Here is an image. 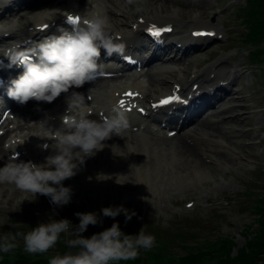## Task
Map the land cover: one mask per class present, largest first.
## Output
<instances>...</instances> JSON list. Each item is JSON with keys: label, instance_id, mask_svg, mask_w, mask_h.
<instances>
[{"label": "rangeland", "instance_id": "1", "mask_svg": "<svg viewBox=\"0 0 264 264\" xmlns=\"http://www.w3.org/2000/svg\"><path fill=\"white\" fill-rule=\"evenodd\" d=\"M226 1L217 0L214 8L213 0H136L135 3L129 4L128 1L126 3L128 5L126 10H129L128 13H131V17L135 16L139 11H150L151 8L161 12L165 10L164 7L166 6L167 9L174 10L181 20L187 15L194 16L203 12V17H206L207 14L214 12L222 20L224 19L230 24L231 30L225 28L227 34L225 40L215 42L203 52L190 54L188 57L181 58L179 62H174L172 68L175 75L178 72L182 73L184 69H191L196 64L193 63L194 61L199 60L198 63H203L204 60L219 55L225 57L233 66V63L227 57L230 54L233 56L237 54L233 61L234 64L238 63L244 67L252 68V70H243V76L235 81L232 86L238 90L234 95L236 101L223 104L221 110L215 114L216 118L220 119L222 123H220V129H215L213 134L220 137L228 145V148L221 146L219 149L213 146L211 151L213 157L210 164L202 157V154L199 155L196 162L192 163V165L200 164L201 167L209 169L211 174L209 179L201 180L199 183L193 182L202 200L205 196L209 197L206 202L201 201L205 207L199 206L190 212H171L173 204L179 203L186 198L197 196L196 194H186V191L190 189L191 183L173 177V173L175 174L177 169H179V163L173 162L168 168H164L168 173L164 175L159 173L156 177L153 176L154 179L150 183L146 182V191L143 193H140L138 187L132 182L136 176L130 173H123V178L132 179L130 183L127 182V185L120 180L119 188L110 183L109 187H105L107 190L100 188L99 192H97L95 187V192H86L83 199L78 198V193L80 192L78 186L73 187L67 184L65 180L63 182L64 185L70 186L72 189L71 200L67 205L57 207L61 211L62 216L71 221L73 227L79 223V218L75 215L76 212L94 211L100 215L102 223L88 226L87 229L92 234L110 227L114 222H118L121 228V214L113 219L104 217L100 210L107 206L123 205L127 209L136 212V215L131 219L135 223V232L132 235H135L136 232L139 233L142 227H144L146 234L153 235L154 231L157 233H161L162 230L166 231L169 238L173 240L170 245L174 243L173 252L171 251L174 255L182 253L183 250L178 244H175L182 242V240L195 245L196 243L212 241L217 237L227 236L233 238L235 243L232 255L235 254L238 247L245 243L248 233L255 228L254 212L249 207V199H253V197L250 198L251 195L249 196V193H264V182L260 178L264 171V109L260 107L264 105V81L261 78L262 75H259V72L254 69L253 64L255 63L251 64L246 56L245 51L247 49L242 45V37L238 36L234 42L230 40L228 31L235 32L239 29V25L228 18L230 13L233 12L235 15L237 11L232 10L229 11V14H226L228 10L225 7ZM203 2L207 3V7L203 9L195 8L196 5ZM243 2L244 0L240 3ZM31 9V7H25L14 16L15 19L21 20ZM11 19V15L4 13L0 21L5 22ZM261 58L263 59L261 67H264V56H261ZM241 96L243 97L240 101L241 106H234L236 103L233 102H239L238 98ZM217 103L221 102L217 101ZM226 107H230V110H227ZM242 110L243 118H238L234 121L235 115L242 113L240 112ZM245 115L249 116L247 122L242 121L245 119ZM196 128L197 126L193 127L194 130ZM201 132L204 133L206 131H200L199 133ZM224 132L231 136L230 141H226L222 136ZM176 140V137L172 139L173 147ZM162 152L167 154L168 150H163ZM175 152L177 153V151ZM237 154L242 155L243 158L238 159ZM148 156L152 160L155 159L151 153ZM175 157L183 160L181 162H183L184 166H181V168L189 167L190 164L185 161L186 156L182 157L179 154L175 155ZM226 158L227 162L225 161ZM157 164L160 166H157ZM163 164V162L155 163V166L158 169H163ZM225 165L227 166L226 168L224 167ZM248 165H253L254 169H247ZM118 166L123 170L132 169L130 164L128 165L126 162L119 163ZM104 167L109 169L110 163L107 164V167ZM146 176H148V173H146ZM146 179H149V177ZM105 191L107 195L104 194ZM24 195L12 185L0 184V236L14 233V229L22 224L31 223V225L37 226L40 222L56 219L50 214L47 204L39 194H37V198L34 201L25 200L19 205V201ZM27 198L33 199L31 195ZM142 200H145V203L142 204ZM223 200L229 202L228 206L222 204ZM70 232L71 229L68 234L62 233L60 241L66 240L65 237L68 238ZM19 243L23 244L22 241H19ZM70 251H74V249H70ZM47 254H52V256L60 254L57 245L49 250Z\"/></svg>", "mask_w": 264, "mask_h": 264}, {"label": "clouds", "instance_id": "2", "mask_svg": "<svg viewBox=\"0 0 264 264\" xmlns=\"http://www.w3.org/2000/svg\"><path fill=\"white\" fill-rule=\"evenodd\" d=\"M133 2L128 0L129 4ZM109 29L106 16L93 14L85 17L82 23L74 24L71 31L62 29L59 35H51L29 50L5 55L10 65L24 69L11 80L8 97L20 104L29 100L52 103L62 93L68 94L70 89L92 81L99 67L101 49L109 57L123 54V45L113 42ZM83 99L81 93L72 91L71 96H66L68 115L60 117V127L54 129L45 125L47 133L40 137L53 142L50 145L53 154L40 163L17 160L16 154L0 167V184L12 185L25 194L19 205L25 200L34 201L37 194L50 198V203L58 207L67 205L72 189L63 182L77 175L87 159L103 150L105 141L113 136L124 137L123 131L128 123L122 111L116 109L110 117L91 119L90 110L83 106ZM102 176L98 174L97 179L102 180ZM29 195L33 199H28ZM100 212L113 219L123 214L125 222L136 215L134 210L123 205L103 207ZM75 215L79 218L75 227L67 218L49 219L31 227L30 231L0 236V253L13 252L22 241L24 252L46 255L56 247L61 234L70 229L72 238L67 241V247L75 251L48 257V264H129L139 257L141 249L150 250L155 246V236L146 234L144 227L138 234H125L118 222L85 237L82 233L89 225L102 223L100 215L94 211L76 212Z\"/></svg>", "mask_w": 264, "mask_h": 264}, {"label": "bare ground", "instance_id": "3", "mask_svg": "<svg viewBox=\"0 0 264 264\" xmlns=\"http://www.w3.org/2000/svg\"><path fill=\"white\" fill-rule=\"evenodd\" d=\"M31 1V0H30ZM127 2V0H126ZM136 1L134 0V3ZM42 3H46V1H41V0H37V1H31V6H32V10L30 12L27 13L26 16H23L21 18V20L25 21L27 24H31L34 21H40V20H46L49 19L52 16V12L55 11L53 10V6H51L50 3H46L43 6H40V4ZM77 3L79 5V9L82 7L83 9L81 11H85L82 12V14H87L89 11H93V12H97L98 14L100 13L101 15H105L104 10L105 7H113V6H123L124 9H126V4L124 0H91V3H87V1L85 0H77ZM161 3V2H160ZM108 4V6H106ZM95 8L92 10H86L85 7H91L94 6ZM68 6H70L69 3H67V0L64 1V5L62 7V9L67 8ZM207 7V3L203 2L200 3L198 5L195 6V8L197 9H203ZM161 9H163L161 7ZM165 10H162L161 12H159L158 10L151 8L149 12L146 11L145 15L147 16H152L154 19L157 20H170V21H174L176 24H179L180 26H185V27H191L194 25H199V24H203L205 22H202L201 16L203 14L200 13L198 15H194V16H189L187 15L184 20H181L179 18V16L177 15V13L174 10L171 9H167L166 6L164 7ZM99 11V12H98ZM126 12H128L126 10ZM166 13L165 15H163V13ZM99 14V15H100ZM109 14V13H107ZM110 15V14H109ZM110 27L113 28H120L122 27L121 24L119 22H114V23H109ZM124 27V26H123ZM126 30H128L126 28ZM222 68H227L229 67V65L225 62H223L221 64ZM159 69V68H156ZM168 67H164L162 69H160V74L159 76L162 75V73L167 72ZM171 71V68H169L168 72ZM231 71H229L230 74ZM169 77V76H168ZM228 77V76H227ZM227 77H223L221 79H227ZM151 82L149 84V90L153 91L155 89V80L153 77H151ZM154 80V81H153ZM155 83V85L153 84ZM160 90V88H158ZM72 91H78V88H72L69 90L68 94H71ZM224 93L227 92V90H222ZM64 95H66L65 93H62L57 99L63 97ZM216 96V95H215ZM56 99V100H57ZM243 99V97H239L238 101L240 102ZM55 100V101H56ZM35 101V100H34ZM52 102L53 103H55ZM33 102V101H32ZM32 102H28L26 104L27 107H32L33 108V112L35 110H41L43 108L46 107V105L51 104V103H46V102H35L34 104H32ZM238 106H241L240 103H237ZM233 110H235L232 107ZM227 111V110H226ZM242 113L240 114H236L235 115V119L234 121H236L238 118H243V110L240 111ZM245 119L242 120L243 122H247V120H249V116L245 115ZM227 120V119H226ZM220 121H218V119L216 118L215 114L210 115L208 118H206L204 121L201 122V124L198 126V128L196 129V131H194L193 136L195 137V141H200V142H208L210 140H214L217 139L218 136L214 135V130L215 129H220ZM206 131V132H197V131ZM210 130V131H209ZM226 141H230L231 140V136H228L227 133H223L222 135ZM120 137L117 136H113L111 139L105 141L104 143L106 144L105 148L103 150H101L100 154L99 152L92 158H89L86 160L85 165L82 167V169L78 172L77 175H75L74 177L67 179L66 182L67 184L72 185L73 187H77L78 189L81 188H86L88 186L92 187V181L94 182V178L96 177V180L98 181V188H99V184H100V179H97L98 174H103L104 176L100 177L102 179V183L105 184V187H109L110 183L114 184L116 187H120V177H124L123 173H130V174H134L136 176L135 181L136 183H134L140 193L145 192V184L147 182L146 180V172L149 171L150 175H153L156 177V175H158L159 173H168L167 171H165L164 169H158L155 166V163H159V162H164V163H169L170 165L174 163H179V167L180 166H184V164H182L183 160H180L179 158L175 157V155H182L186 156V162L189 163V167H185L184 171L180 174L178 173H173V177L176 179H182L184 182H189L191 183V185H194L193 182L196 181L197 183H199V181L201 180H205V179H209L211 178V174L209 169L207 168H203L201 167L200 164H195L192 165V163L196 162V160L199 158V155H201V150H199L197 147H193L190 144H188L185 140H183V138L179 137L177 138V140L174 142V147L173 145H170V154L167 155H160V154H153L155 157V161L152 160L148 154H147V150H145L146 148L142 147V149H139L135 146V142H134V138L132 136L126 137V142L125 144L127 145V149L124 147L122 143L119 140ZM173 139V138H172ZM171 140L169 139V142ZM177 151V153L175 152ZM119 154V155H116ZM3 153V150L0 146V154ZM205 154V153H204ZM122 155V156H120ZM128 157V160H127ZM44 160L42 159L43 162ZM126 161H129L130 163H132L134 165V170L135 172H132L131 170H123L120 169L118 167L119 163H124ZM225 161L227 162V158L225 159ZM39 161H36V163H40ZM110 163V169H105L104 166L106 164ZM5 163H1L0 161V167H3ZM99 164H101V168L99 167ZM112 166V167H111ZM129 178H125V180L128 181ZM154 178L152 177L151 179H149V183L151 180H153ZM117 180V182H116ZM159 183V182H158ZM180 186H182L181 184H178ZM190 185V184H189ZM190 185V186H191ZM107 190V189H105Z\"/></svg>", "mask_w": 264, "mask_h": 264}, {"label": "trees", "instance_id": "4", "mask_svg": "<svg viewBox=\"0 0 264 264\" xmlns=\"http://www.w3.org/2000/svg\"><path fill=\"white\" fill-rule=\"evenodd\" d=\"M235 18L243 26L245 31L242 34L246 36L247 42L254 46L255 58L264 56V0H247L245 5L237 9ZM251 197L253 199H249V207L256 215V227L244 245L238 248L236 255L230 254L234 242L228 237L221 236L195 245L182 240L183 251L177 255L171 253L170 239L157 237L152 249L147 250L143 256L140 254L129 264H264V193L251 192ZM82 235L90 237L83 233ZM57 247L60 254L66 252L62 241L57 242ZM0 256L3 257L0 264H48V257L52 254L32 255L19 246L13 252Z\"/></svg>", "mask_w": 264, "mask_h": 264}, {"label": "snow or ice", "instance_id": "5", "mask_svg": "<svg viewBox=\"0 0 264 264\" xmlns=\"http://www.w3.org/2000/svg\"><path fill=\"white\" fill-rule=\"evenodd\" d=\"M67 20L72 25L80 23V17L69 16V17H67ZM43 27L47 28L48 25H44ZM145 31H147L148 34H150L152 37L159 38L162 35V33L170 32L171 28L170 27H156L155 25H151L148 28H146ZM193 35L194 36H204V35H214V33H210V32H207V33L206 32H195V33H193ZM176 91H178V89ZM125 95L132 96V95H138V93L134 94V93L128 92V93H125ZM173 102L183 103L184 101L182 100V98L179 95H177L174 92L172 95H169L166 98L160 99L157 104L153 105V107L154 108L155 107H162V106H165V105H170ZM120 105H121V107L124 106V101L123 100L120 101ZM140 111L143 112V109H140ZM168 134L169 135H174V133H171V132L168 133ZM189 207H191V205H189Z\"/></svg>", "mask_w": 264, "mask_h": 264}]
</instances>
